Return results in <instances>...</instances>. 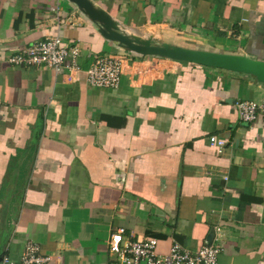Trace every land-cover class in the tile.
Listing matches in <instances>:
<instances>
[{"label": "crops", "instance_id": "obj_1", "mask_svg": "<svg viewBox=\"0 0 264 264\" xmlns=\"http://www.w3.org/2000/svg\"><path fill=\"white\" fill-rule=\"evenodd\" d=\"M90 1L130 37L264 60V0ZM55 35L78 70L8 61ZM115 53L132 59L120 85L91 86ZM263 97L253 75L121 49L71 0H0V261L33 240L49 264H109L123 227L161 253L221 244L219 264H264V117L235 107Z\"/></svg>", "mask_w": 264, "mask_h": 264}, {"label": "built area", "instance_id": "obj_2", "mask_svg": "<svg viewBox=\"0 0 264 264\" xmlns=\"http://www.w3.org/2000/svg\"><path fill=\"white\" fill-rule=\"evenodd\" d=\"M81 47L77 42L65 40L59 35L26 45L15 51L8 61L17 66H47L56 72L73 71L80 68L78 60ZM132 60L126 53L99 56L86 70L88 83L98 88H117L120 85L124 63ZM235 107L239 117L246 123H253L259 114L264 117V97L260 100L238 99ZM210 143L221 150L226 140L211 135ZM214 240H222L220 227L215 226ZM159 239L154 236L142 239L126 237L123 227L114 231L109 238L113 258L109 264H219L221 244H206L192 251L181 242L174 240L167 253L158 251ZM51 256L43 254L39 243L28 240L19 258L5 254L0 264H49Z\"/></svg>", "mask_w": 264, "mask_h": 264}, {"label": "water", "instance_id": "obj_3", "mask_svg": "<svg viewBox=\"0 0 264 264\" xmlns=\"http://www.w3.org/2000/svg\"><path fill=\"white\" fill-rule=\"evenodd\" d=\"M75 2L93 21L105 39L116 43L121 49L135 55H150L170 58L198 65L223 68L230 71L253 75L264 82V60L251 59L244 54H234L223 50H204L183 47L170 43L155 44L150 40H140L119 31L116 22L93 8L90 0Z\"/></svg>", "mask_w": 264, "mask_h": 264}]
</instances>
